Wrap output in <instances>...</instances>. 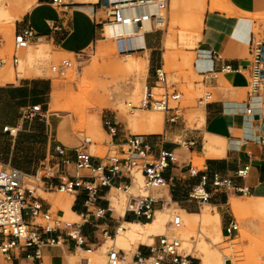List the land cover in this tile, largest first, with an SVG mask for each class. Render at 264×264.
Returning <instances> with one entry per match:
<instances>
[{"label":"crops","instance_id":"obj_1","mask_svg":"<svg viewBox=\"0 0 264 264\" xmlns=\"http://www.w3.org/2000/svg\"><path fill=\"white\" fill-rule=\"evenodd\" d=\"M11 1L15 2L13 33L24 27H30L37 35L32 45L44 42L61 52L76 54L87 49L95 41L102 40L97 39L103 36L100 25L104 21L101 17H97L99 12L95 8L100 0H78L79 3L75 5L59 8L52 6L51 0ZM226 1L231 6V14L211 10L210 6V11L202 15L201 28L197 35H193V31H190L182 41L180 32L178 34L179 43L189 51L193 49V63H191L192 53L189 52L187 55L194 73L202 77L203 85L210 87L215 96V99L207 100L202 105L198 103L201 106L197 110H200L203 117L202 121L199 120L201 128L199 130L183 128L177 135L174 130L169 134L165 131L160 135L142 136L143 140L151 145V158H156L162 150L173 153L174 161L162 171V176L168 183V193L165 196L169 199V203L174 204L186 216H198L204 205L220 209L234 198H229L233 193L214 191L210 183H207L204 187L208 195L206 202L196 203L190 199L189 195L199 185L202 175H206L210 181L212 175L217 174L221 178L230 179L238 188L246 187L247 195H250L248 197H264V145L260 143L264 138V109H261V105H256L252 98H248L245 91L248 89L246 68L249 59L248 47L254 39L252 27L255 18L264 16V0ZM54 27H57L55 31H53ZM154 33L143 35L141 46L136 45L132 35L116 39L123 44L124 51H128L126 54L134 55L129 51H140L142 58L146 60V73L152 74L147 80L148 85H153L154 71L161 66L155 53L159 50L161 40ZM162 43L165 51L161 55V60L165 64L167 53L174 52L176 44L174 38L168 44L167 36ZM133 87L134 85L130 87L129 94ZM50 91L51 84L48 79L39 76H15L12 81L0 82V165L9 164L26 175H32L43 159L54 154V146L57 143L70 150L85 148L78 147L79 143L73 137L70 139L65 136L64 139H58L60 127L55 126L54 119L44 110ZM244 91L245 96L242 95ZM35 105L41 107L39 115L33 119L23 118V112ZM262 106H264L263 100ZM247 110H250V113H247ZM171 114L168 112L165 119ZM179 121H182V117L175 123L164 122V124L172 126L177 125ZM4 128L7 130L5 131ZM152 133L154 132H145V134ZM126 135L120 130V126L115 137L108 134L111 145L118 144ZM175 137L180 140L176 141ZM86 140L90 145L96 142L93 137ZM71 155L73 157V153ZM192 158L195 159L194 162ZM100 161L101 158L93 156L94 163ZM196 163L201 164L200 169H195ZM243 167H248V171L243 179H239L236 177V172ZM140 180L142 181V177L137 173L135 184ZM127 183V176H119L112 180V187ZM134 186L131 188L132 193ZM113 190L115 188L111 190L99 188L95 202L86 205L83 191L79 190L74 195H70L72 196L70 211L79 219L77 223H82V219L85 220L80 228L83 245L76 246L73 241L64 237L63 232H56L44 236L59 237V242L54 245L43 244L39 250L40 260L26 259L25 254L22 253L14 262L67 264V256L73 255L71 258H75L77 251L98 255L105 246L106 240L114 241L121 224L148 223L124 212L120 215L112 207L109 199ZM42 193L52 194L50 191H42ZM37 201L43 210L49 213L52 211L53 204L47 198L37 197ZM106 201L109 202V206ZM109 207L112 213H109ZM160 210L162 209L158 207L157 211ZM98 211L103 214L101 217H97ZM60 213L63 211L57 208L54 215ZM186 216L185 219L188 218ZM224 224L221 225V234ZM153 236L151 234L148 240H152ZM155 244L153 242L152 245ZM143 246L150 245L140 244L137 250L146 252ZM119 250L124 252L123 249ZM124 254L126 256L125 252ZM192 257L189 260L190 264H196V258ZM227 259L228 257L224 258L225 263ZM80 264H86V260L81 259Z\"/></svg>","mask_w":264,"mask_h":264},{"label":"built area","instance_id":"obj_2","mask_svg":"<svg viewBox=\"0 0 264 264\" xmlns=\"http://www.w3.org/2000/svg\"><path fill=\"white\" fill-rule=\"evenodd\" d=\"M126 3L135 8H143L149 3H153L157 10H165L169 0H100L101 11L104 12V19L101 26V33L104 24H122L141 28L144 22L149 21L151 28L143 35L156 32L161 26L162 18L157 14L137 16H124L123 6ZM51 5L55 8L65 6L61 0H51ZM57 27H54L55 31ZM37 39V35L30 27H24L13 33L12 49L13 54L9 59L10 64L16 67L18 64V54L31 46ZM249 59L247 65L248 91L247 97L258 96L264 90V43L251 41L249 47ZM6 61L0 60V68L5 66ZM65 62L59 68L52 67L51 71L63 73L65 67L69 66ZM154 88L161 90L159 95H155ZM172 90V91H170ZM181 95L167 84L166 75L160 66L154 71L153 86H146L139 105L134 106L127 103L128 111L136 109H151L172 114L165 119L167 123H175L182 117V113L176 107L171 108V102L177 103ZM209 98V93L204 94L198 103H204ZM41 107L32 106L23 112V118L33 119L39 115ZM250 113V110H247ZM102 126L108 131L111 137L118 133L119 123L115 117H104ZM6 131L7 129L4 128ZM12 132V131H11ZM260 143L264 145V138ZM192 144V143H191ZM117 154L106 155L98 163L93 162V156L84 148L75 150L67 149L57 143L54 146V154L43 159L36 172L26 175L9 164L0 165V264H19L14 262L20 254H25L26 259L40 260V247L43 244L54 245L59 242V237H48L45 235L56 232H63L64 237L73 241L76 246L84 244L80 235V228L84 223L67 222L60 219L58 215H51L47 210H43L35 196L36 189L42 191H56L68 195H74L77 191L85 193L84 204H90L97 199L99 188H112V180L119 176H127L128 183L116 185L114 188L125 195L126 202L124 213L129 216L150 221L155 211L160 207L169 204V199L165 195H159L161 191L168 193V183L162 176V171L168 164L174 161L171 151L162 150L156 158H151V145L145 142L142 136L127 134L122 141L114 145ZM73 153V157L71 155ZM248 171V167H243L236 172V177L243 179ZM139 173L142 177L140 193L131 194L130 188L133 186V173ZM25 181L31 183V188ZM210 183L214 191L231 192L233 194L247 195L246 187L238 188L227 178H221L217 174L212 175L210 181L206 175L200 177V183L195 187L189 198L198 202H206L208 195L204 187ZM36 188V189H35ZM107 205L109 206V202ZM109 213L113 211L109 207ZM97 217L103 214L98 211ZM39 221V222H37ZM172 229L180 226L178 217L172 218L170 223ZM238 232V226L233 219L228 220L222 227V234L225 238L234 236ZM155 245L143 246L146 252L136 249L135 253L126 262L123 251L107 247L104 253V264H190L188 254H184L180 241L173 236H157Z\"/></svg>","mask_w":264,"mask_h":264},{"label":"rangeland","instance_id":"obj_3","mask_svg":"<svg viewBox=\"0 0 264 264\" xmlns=\"http://www.w3.org/2000/svg\"><path fill=\"white\" fill-rule=\"evenodd\" d=\"M64 5H75L78 0H61ZM98 2V1H97ZM215 2L217 8L215 10L224 11L227 14H231V6L226 0H204V16L206 11H210V6ZM14 1L11 0H0V60H5V66L0 68V73L14 71L15 76H39L47 78L51 84V91L46 99V105L44 110L47 111V115L54 119L55 126L60 127V134L58 139H64L65 136L73 137L79 143L78 147H85L84 149L92 156L103 158L106 155L112 156L117 154V148L111 145L110 137L108 136V131L102 126L103 117H115V120L119 123L120 130L124 134L138 135L143 137H148L150 135H160L166 133L169 134L170 131L175 130L177 135L181 129L186 128L187 130H199L201 128V122L199 118L194 116V112L202 105H198V100L204 97V94L211 93L212 96L207 98V100L215 99L213 91L210 87L203 85L202 77L197 76L191 63H193L194 53L193 49L189 51L185 46H182L178 41V34L181 29V21L186 19L187 14L184 6H177L173 8L171 6V0L165 10H163V16L165 19V25L160 27L154 35H156L161 43L159 45V50L156 51L158 61L162 66V71L166 75V80L168 86L175 89L180 93L181 97L177 103H170V107H176L182 113V121H179L177 125L164 124L165 114L160 111H154L151 109H136L135 111H128L127 103L137 106L144 92V86L148 85V78L152 77V74L146 73V68L139 69H126V63L131 62V60L125 57L126 52L123 49V44L116 40H100L102 38L98 37L92 45L82 52L76 54H67L55 49L52 45L47 43H37L36 45H31L27 47L24 51L18 54V64L13 67L9 59L13 54L12 40H13V25L15 23V13L13 12ZM80 5V4H78ZM226 5V6H225ZM99 15L104 19V12L101 11L99 4L95 6ZM196 8V7H195ZM225 8H228L230 12H226ZM185 9V10H184ZM198 9L192 8L189 11L191 14H197ZM176 12V22L173 21V13ZM33 19V18H32ZM256 21L252 27V34L255 41H264V16H259L255 18ZM107 24V23H106ZM167 36L168 44L174 38L175 49L174 52L169 51L166 55L165 64L162 63L161 55L165 51L163 46V39ZM174 47V44H172ZM196 47V46H195ZM31 53L35 58L31 65H23L22 69L18 68L19 63L24 59L25 53ZM25 52V53H24ZM133 53L135 58H142L140 51H129ZM191 52V63L187 54ZM26 53V54H27ZM149 58V54H148ZM68 62L70 65L65 67L63 73H58L57 71H51L52 67L59 68ZM18 68V69H17ZM153 80V79H152ZM134 81L139 86L138 92L135 96L129 94V89L134 85ZM172 91V90H170ZM246 92L248 91L245 90ZM243 92L245 96L246 92ZM152 92L157 96L162 91L159 89H154ZM258 95L263 97L264 105V90L260 91ZM264 109V106H263ZM153 114H160L162 116V126L158 131L152 134H145L143 120H148ZM140 116V121H134L137 116ZM169 127L171 128L169 130ZM89 137H93L96 141L95 144H89L86 140ZM179 141V138H174ZM63 141V140H62ZM194 157V156H193ZM193 159V158H192ZM195 159H193L194 162ZM195 169H200L201 164L194 166ZM137 173H133L134 188L133 190L138 194L140 193V188L142 186V181L136 182L135 176ZM27 186H32L29 181H25ZM132 190V191H133ZM52 194L44 195L41 189H36L35 196L47 198L53 204V209L50 212L51 215L55 214V210L59 207L58 202L63 196L69 197L70 195L65 193H60L56 191H50ZM120 191L113 190L109 195L111 202H118L124 207L125 195ZM159 195H166V191H161ZM250 195L242 194H230V197H236L240 204L247 205L249 203ZM59 200V201H57ZM167 215L164 217V222L162 226L158 227L153 233L152 240H147L144 243L134 241L130 243L129 247L123 248L121 244L116 241L106 240V244L103 247L102 254H86L80 251L74 255L75 258H71L73 255L67 256V264H78L81 259L87 260L91 259V264H104V253L107 247L113 246L116 249H123L126 251V262L130 260V257L135 253L137 247L140 244L152 245L153 242L156 243L157 239L155 236L166 235L173 236L180 240L181 249L184 254H188L189 257L195 259L192 251L195 244H199L202 240V236L206 235L207 231L204 228L202 222L199 221L198 216L190 218H182L179 216L178 209L170 205L165 206ZM217 211L221 215V225L224 224L226 220L233 219L237 226L238 231L243 230L249 235L255 238L259 234V230L264 232V221H258L251 218L248 222L244 220H238L234 215H232L228 204H225ZM199 212V211H197ZM158 211L155 214L157 216ZM60 219L67 222H77V220H72L63 213L57 214ZM179 216L181 223L177 229H172L170 223L172 218ZM131 218V217H128ZM39 222V221H37ZM182 224V225H181ZM264 235V233H263ZM260 236V235H259ZM240 239V235L237 232L234 236L229 238H224L227 246V251L233 250V245L237 240ZM243 249L249 248V241L247 239L242 240ZM128 251V252H127ZM129 254V255H128ZM101 255V256H100ZM233 258H228L227 263H231ZM0 257V263H1ZM195 263L199 264V261L195 259ZM242 264H247L243 262Z\"/></svg>","mask_w":264,"mask_h":264},{"label":"bare ground","instance_id":"obj_4","mask_svg":"<svg viewBox=\"0 0 264 264\" xmlns=\"http://www.w3.org/2000/svg\"><path fill=\"white\" fill-rule=\"evenodd\" d=\"M110 1L112 2L118 0H110ZM214 3L215 2L212 3L211 10H215V8H217L216 4ZM126 4L127 5L123 6L122 9V14L124 16H137V14L140 13H143L144 15L157 14L162 18L161 24L158 26L163 27L165 25V19L164 17H162L163 12L161 10H157V8L153 3H149L147 4V6H144L143 8H139V9L130 5V3H126ZM179 5L184 6L187 12V14L185 15L187 16L186 19L182 20L181 21L182 23L180 24L182 30L180 31L179 35L183 41L188 36L190 31H193L192 33L193 35H197L198 32L200 31L202 13L204 12V0H171V6L173 8ZM193 7L194 9H198L197 14L195 15L189 12L192 10ZM225 10L226 12H230L228 8H225ZM172 16H173V21L176 22L177 19L176 17H178L177 13L174 12ZM149 29H150L149 21L144 22L141 28L130 25H122V24H105L103 36L101 39L116 40L122 37H127L129 35H132L136 40V45L141 46L143 34ZM27 51L28 50H26V53ZM26 53L24 59H22V61L18 65L19 69H22L23 65L25 66L31 65L35 59L31 53H27V54ZM125 57L131 60V62L126 63L127 65H125V68L127 70L139 69L141 67L146 68L145 59L135 58L131 54H126ZM14 78H15L14 71L0 73V82L12 81L14 80ZM134 82H135L134 87L130 91V95L132 96H135L139 89V86L136 83V81ZM144 88H146V86H144ZM252 99L256 103V105H261V109H263L262 95L254 96L252 97ZM194 113H195L194 116L202 121L203 117L200 110H196ZM136 120L140 121L139 115L137 116V118L134 119V121ZM143 122L145 123L144 131L146 133L155 132L158 131L162 126V116L160 114H153L149 117L148 120H143ZM131 188H130V193L133 195L137 194L134 190H133L134 192L132 193ZM115 190L118 191L117 189ZM249 200L250 201L247 205H243L240 204L236 198H231L228 202V207L232 215H234L238 220H244L247 222L251 218L256 219L260 222L264 221V197H259V198L250 197ZM71 201H72V196L69 197L63 196L62 199L58 202V204L60 205V209L63 211V214L65 216H68L70 219L75 220L77 219L76 216L70 211ZM111 204L112 207L115 208L120 215L123 214L124 209L120 203L111 202ZM170 205L175 206L172 203H170ZM177 209L179 212V216L185 219L186 214L183 211H181L179 208ZM165 215H167V211L164 207L162 210L158 211L156 217L154 214L153 218L150 220L151 222L147 221L148 223H144V224H138V223L121 224V226L117 229L116 237L114 241L121 244L123 248L129 247L131 242H133L134 244V241L144 243L149 239L150 235L154 233L155 229L163 224ZM179 216L176 217L179 218V221L181 223ZM186 217L188 218L195 217V215H188ZM198 218L199 221L202 222V224L204 225L207 234L202 236L201 242L198 245L195 244L192 251L190 252H193V255L199 261V264H228L224 262V258L226 257L233 258V261L230 264H242L243 262H246L247 264H264V235H263L264 232L263 231L259 230L258 233H255V234H259L260 236L258 235L257 237L255 236L254 238L251 235H249L247 232L243 230H239L238 233L240 235V239L237 240L234 244H232L233 245L232 251H227L226 248L228 245L225 243L224 238L221 234V220L217 208L212 207L210 205H204L201 213L198 215ZM245 239L249 241L248 249H243L242 247V240ZM101 251L102 249L98 252V254H102ZM124 252L126 253V251ZM86 264H91V259L86 260Z\"/></svg>","mask_w":264,"mask_h":264}]
</instances>
